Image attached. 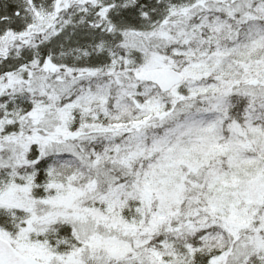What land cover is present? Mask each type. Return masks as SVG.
<instances>
[{
	"label": "snow or ice",
	"instance_id": "snow-or-ice-1",
	"mask_svg": "<svg viewBox=\"0 0 264 264\" xmlns=\"http://www.w3.org/2000/svg\"><path fill=\"white\" fill-rule=\"evenodd\" d=\"M0 264H264V0H0Z\"/></svg>",
	"mask_w": 264,
	"mask_h": 264
}]
</instances>
